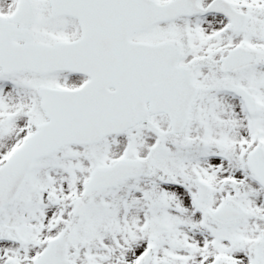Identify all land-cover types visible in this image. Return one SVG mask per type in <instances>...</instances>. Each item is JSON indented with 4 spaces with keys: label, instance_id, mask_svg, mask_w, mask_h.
Instances as JSON below:
<instances>
[{
    "label": "snow or ice",
    "instance_id": "obj_1",
    "mask_svg": "<svg viewBox=\"0 0 264 264\" xmlns=\"http://www.w3.org/2000/svg\"><path fill=\"white\" fill-rule=\"evenodd\" d=\"M0 264H264V0H0Z\"/></svg>",
    "mask_w": 264,
    "mask_h": 264
}]
</instances>
